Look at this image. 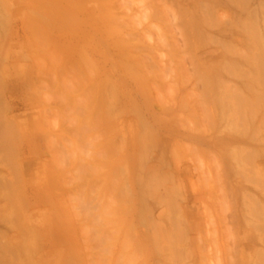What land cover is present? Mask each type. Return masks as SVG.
<instances>
[{
  "label": "rangeland",
  "instance_id": "obj_1",
  "mask_svg": "<svg viewBox=\"0 0 264 264\" xmlns=\"http://www.w3.org/2000/svg\"><path fill=\"white\" fill-rule=\"evenodd\" d=\"M0 4V264H264V0Z\"/></svg>",
  "mask_w": 264,
  "mask_h": 264
},
{
  "label": "bare ground",
  "instance_id": "obj_2",
  "mask_svg": "<svg viewBox=\"0 0 264 264\" xmlns=\"http://www.w3.org/2000/svg\"><path fill=\"white\" fill-rule=\"evenodd\" d=\"M1 5V4H0ZM3 11V10H2ZM91 19V18H90ZM3 33V32H2ZM3 49V48H2ZM2 51V50H1ZM1 51H0V53H1ZM3 53V52H2ZM1 55V54H0ZM125 56V55H124ZM124 56H123V58H124ZM1 57V56H0ZM131 58V57H130ZM1 60V59H0ZM123 60H125V59H123ZM129 60V58H127V61ZM121 61V60H120ZM126 61V60H125ZM134 64H135V61H134ZM125 68V67H124ZM44 70V69H43ZM41 90V89H40ZM32 98V97H31ZM34 101V100H33ZM44 102V101H43ZM45 103V102H44ZM43 105V104H42ZM45 123V122H44Z\"/></svg>",
  "mask_w": 264,
  "mask_h": 264
}]
</instances>
